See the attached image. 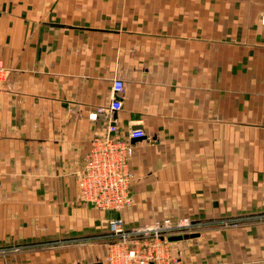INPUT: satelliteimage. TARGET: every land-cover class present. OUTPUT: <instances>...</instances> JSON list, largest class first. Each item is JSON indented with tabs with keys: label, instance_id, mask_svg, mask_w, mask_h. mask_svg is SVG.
Returning <instances> with one entry per match:
<instances>
[{
	"label": "crops",
	"instance_id": "obj_1",
	"mask_svg": "<svg viewBox=\"0 0 264 264\" xmlns=\"http://www.w3.org/2000/svg\"><path fill=\"white\" fill-rule=\"evenodd\" d=\"M262 14L264 0H0V264H102L109 219L165 217L204 225L174 248L181 264H264V221L214 224L264 214ZM107 123L144 133L120 210L76 184Z\"/></svg>",
	"mask_w": 264,
	"mask_h": 264
},
{
	"label": "built area",
	"instance_id": "obj_2",
	"mask_svg": "<svg viewBox=\"0 0 264 264\" xmlns=\"http://www.w3.org/2000/svg\"><path fill=\"white\" fill-rule=\"evenodd\" d=\"M261 22L264 24V14ZM5 75L6 68L0 64V83ZM123 90V81L114 78L112 93L116 95ZM120 108L121 102L114 96L109 110ZM96 116L93 112L88 117L95 120ZM143 136L141 130H130L122 137L115 124L107 123L104 135L92 137L90 149L76 174L81 200L100 210H120L132 203L131 184L135 175L129 165L133 153L131 140ZM107 226L111 242L102 264H180L168 237L196 232L199 225L187 217H165L129 228L121 218H111Z\"/></svg>",
	"mask_w": 264,
	"mask_h": 264
},
{
	"label": "rangeland",
	"instance_id": "obj_3",
	"mask_svg": "<svg viewBox=\"0 0 264 264\" xmlns=\"http://www.w3.org/2000/svg\"><path fill=\"white\" fill-rule=\"evenodd\" d=\"M260 22H261V20H260ZM261 221H264V214L261 216H253V215L252 216H248V215L245 216L244 215V216L229 218V219L221 220L218 223H214V224H218L219 227H223V228H238V227H241L244 223L261 222ZM196 223H198L199 226H198L197 231L193 232V233L199 234L204 229V225H202V223H199V222H196ZM106 226H107V223H106ZM86 241H87V239H84V241L83 242L81 241L80 243L84 244ZM176 246H178L181 250H184L186 248L185 240L173 242V244H172L173 250H174V248H176Z\"/></svg>",
	"mask_w": 264,
	"mask_h": 264
},
{
	"label": "water",
	"instance_id": "obj_4",
	"mask_svg": "<svg viewBox=\"0 0 264 264\" xmlns=\"http://www.w3.org/2000/svg\"><path fill=\"white\" fill-rule=\"evenodd\" d=\"M138 138L132 139L131 141H134ZM198 236V233H191V234H184V235H175V236H170L168 237V241L170 242H175V241H181L187 238H193Z\"/></svg>",
	"mask_w": 264,
	"mask_h": 264
}]
</instances>
